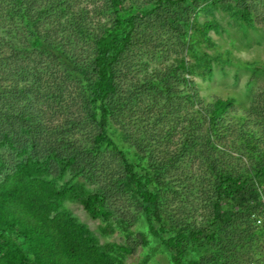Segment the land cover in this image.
Masks as SVG:
<instances>
[{
	"label": "trees",
	"instance_id": "trees-1",
	"mask_svg": "<svg viewBox=\"0 0 264 264\" xmlns=\"http://www.w3.org/2000/svg\"><path fill=\"white\" fill-rule=\"evenodd\" d=\"M208 1L106 0L102 24L82 0H0V264H115L132 251L101 244L63 207L69 198L126 239L144 219L140 242L158 238L172 264H264L253 218L264 210V135L252 110L231 115L236 97L205 103L192 87L190 76L213 71L201 43L218 24L194 18ZM211 3L253 21L248 6ZM180 45L204 70L179 53L152 64Z\"/></svg>",
	"mask_w": 264,
	"mask_h": 264
},
{
	"label": "rangeland",
	"instance_id": "rangeland-1",
	"mask_svg": "<svg viewBox=\"0 0 264 264\" xmlns=\"http://www.w3.org/2000/svg\"><path fill=\"white\" fill-rule=\"evenodd\" d=\"M87 4V9L93 13L92 9L98 10V15L95 20H101L102 24L109 18V13L102 8H107L106 0H82ZM142 1V0H139ZM233 6H248L253 13V21L243 22L237 16H232L228 10L223 7L214 6L211 0L201 5L199 13L194 15L201 27V23L206 19L214 20L218 24V28H211L207 32L210 36V43L206 41L201 43V49L208 52L213 57L209 58L212 65V74L210 75H192L194 81L193 89L196 90L205 103L211 101L214 97H228L229 95L236 97L235 106L230 110L231 115L237 117L245 113V110H252L248 117L255 124V130L263 134L264 130V0H231ZM128 3V1H127ZM256 7V8H255ZM78 8V7H77ZM169 30V29H168ZM190 32H193L190 30ZM158 33H160L158 31ZM204 33V31H203ZM173 32L165 33V42H172L174 38L171 36ZM160 39L161 37H156ZM187 46V45H186ZM179 53V56H185L190 62L193 61L198 69L204 70V58H196L191 51L180 45L175 47L170 53V58H164L152 64L158 67L169 65L175 58L174 54ZM123 61L129 66L132 63V53H127ZM202 62V63H201ZM199 64V65H198ZM54 69V67H53ZM47 77V76H46ZM185 85H179V90H185ZM67 91L72 93V98L76 95V85L71 84ZM71 99V98H70ZM72 100V99H71ZM198 106V105H196ZM69 114H75L76 110L81 107L79 104H72ZM191 104L186 103L182 108V112L186 109L191 110ZM63 110V109H62ZM69 110V109H67ZM52 115H59L60 112L51 111ZM64 113L63 115H69ZM52 118H54L52 116ZM259 119L262 122L255 123L254 120ZM131 129V127H128ZM224 149V147H221ZM71 174L65 175L58 182H64L71 179ZM73 183L83 184L84 194L92 192L95 184L85 180L82 177L75 178ZM63 207L69 210L77 219L87 224L90 229L99 238L101 244L108 249L115 244H126L132 248L131 252H116L115 264H172L168 252L163 248L161 241L153 236H150V246L144 247L140 242V237L136 233V229L147 230V224L144 219H140L138 224L131 227L135 231L129 239L119 229H112L110 232H105L106 222L101 218H95L84 208L83 204L78 200L69 198L64 201ZM133 207L125 205L119 208V212L128 213L127 218L132 219ZM120 215L114 212L112 219H116ZM183 216L185 214H182Z\"/></svg>",
	"mask_w": 264,
	"mask_h": 264
},
{
	"label": "built area",
	"instance_id": "built-area-1",
	"mask_svg": "<svg viewBox=\"0 0 264 264\" xmlns=\"http://www.w3.org/2000/svg\"><path fill=\"white\" fill-rule=\"evenodd\" d=\"M256 224H263L264 223V210L260 213H256L253 215Z\"/></svg>",
	"mask_w": 264,
	"mask_h": 264
}]
</instances>
